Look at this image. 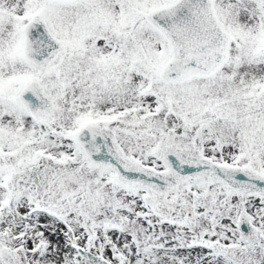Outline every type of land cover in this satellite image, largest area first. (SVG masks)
I'll list each match as a JSON object with an SVG mask.
<instances>
[{
    "label": "snow or ice",
    "instance_id": "obj_1",
    "mask_svg": "<svg viewBox=\"0 0 264 264\" xmlns=\"http://www.w3.org/2000/svg\"><path fill=\"white\" fill-rule=\"evenodd\" d=\"M0 264H264V0H0Z\"/></svg>",
    "mask_w": 264,
    "mask_h": 264
}]
</instances>
